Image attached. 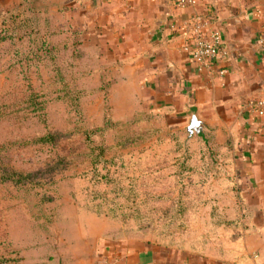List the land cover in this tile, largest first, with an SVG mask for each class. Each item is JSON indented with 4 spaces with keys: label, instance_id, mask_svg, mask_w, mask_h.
<instances>
[{
    "label": "rangeland",
    "instance_id": "obj_1",
    "mask_svg": "<svg viewBox=\"0 0 264 264\" xmlns=\"http://www.w3.org/2000/svg\"><path fill=\"white\" fill-rule=\"evenodd\" d=\"M79 11L0 0V176L23 175L0 185V264H98L137 242L241 248L240 192L217 187L234 179L214 172L229 163L214 131L190 138L194 113L185 124L149 106Z\"/></svg>",
    "mask_w": 264,
    "mask_h": 264
},
{
    "label": "crops",
    "instance_id": "obj_2",
    "mask_svg": "<svg viewBox=\"0 0 264 264\" xmlns=\"http://www.w3.org/2000/svg\"><path fill=\"white\" fill-rule=\"evenodd\" d=\"M55 5L66 13L80 9L91 42L125 64L133 85L150 96L149 106L167 108L185 124L194 113L205 132L214 131L222 150L217 155L229 161L214 172L234 179H220L217 187L240 192L234 204L246 225L238 250L209 256L137 242L103 250L98 263L264 264V115L253 116L248 107L264 96V0H198L185 10L173 0H53ZM194 16L209 18L226 49L215 67L202 72L186 50L184 26ZM205 111L214 118L204 119Z\"/></svg>",
    "mask_w": 264,
    "mask_h": 264
},
{
    "label": "built area",
    "instance_id": "obj_3",
    "mask_svg": "<svg viewBox=\"0 0 264 264\" xmlns=\"http://www.w3.org/2000/svg\"><path fill=\"white\" fill-rule=\"evenodd\" d=\"M180 10L194 8L198 0H173ZM185 35L188 38L186 50L198 71L212 69L226 52L222 32L211 27V21L205 16H194L184 26ZM262 43V42H261ZM226 70H219V76L223 78ZM249 112L253 116L264 115V96L249 104ZM98 264H122L119 260H110Z\"/></svg>",
    "mask_w": 264,
    "mask_h": 264
},
{
    "label": "trees",
    "instance_id": "obj_4",
    "mask_svg": "<svg viewBox=\"0 0 264 264\" xmlns=\"http://www.w3.org/2000/svg\"><path fill=\"white\" fill-rule=\"evenodd\" d=\"M41 47H45V42L41 45ZM43 109V107H42ZM0 119H1V116H0ZM51 137L50 136H44L42 138H40L38 141L41 142V143H48V142H51ZM22 174H19L18 172L16 171H13L12 169L8 168L6 171H5V177H1L0 176V185H6V184H9V185H13V186H19L21 185V178H22ZM20 182V183H19Z\"/></svg>",
    "mask_w": 264,
    "mask_h": 264
},
{
    "label": "water",
    "instance_id": "obj_5",
    "mask_svg": "<svg viewBox=\"0 0 264 264\" xmlns=\"http://www.w3.org/2000/svg\"><path fill=\"white\" fill-rule=\"evenodd\" d=\"M187 132L190 138H192L195 134L201 135L203 133V124L198 120L196 116L192 117Z\"/></svg>",
    "mask_w": 264,
    "mask_h": 264
}]
</instances>
